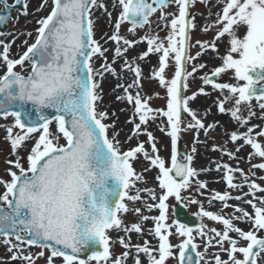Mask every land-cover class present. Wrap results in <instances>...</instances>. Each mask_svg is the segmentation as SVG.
<instances>
[{
	"label": "snow or ice",
	"instance_id": "snow-or-ice-1",
	"mask_svg": "<svg viewBox=\"0 0 264 264\" xmlns=\"http://www.w3.org/2000/svg\"><path fill=\"white\" fill-rule=\"evenodd\" d=\"M198 2L210 0H112L113 22L106 0H41L36 11L47 8L48 14L37 20L34 42L25 40L18 58L12 56L15 39H0V120L6 122L0 129L10 146L0 175V246L7 254L0 264H145L144 258L146 264H264V185L254 179L256 171H264V123H250L254 117L264 121V0H216L223 7L203 27L215 30L214 39L193 42L197 25L191 8ZM17 6L29 14L27 0H0V24ZM101 10L113 31L97 39ZM153 17L159 31L151 27ZM125 24L137 39L121 34ZM138 29H146L143 36ZM225 37L230 47L218 55L221 63L204 71L208 64L201 58L218 54ZM109 43L114 48L105 46ZM139 44L146 49L130 57ZM193 48L199 49L195 55ZM150 57L156 64L145 77L141 65ZM125 73L132 74L130 81ZM106 76L117 81L112 91L122 92L116 100L131 108L126 123L133 127L123 141L119 117L103 107ZM224 76L235 82H223ZM145 79L163 89V97L154 96L164 99V107L152 106ZM213 93L217 113L234 122L231 131L225 126L227 140L221 144L212 140L220 122H206L211 108L193 107L198 97ZM153 125L168 138L167 147L149 130ZM188 133L194 146L181 157ZM196 145L221 154L212 161L214 169L193 166ZM245 148L252 150L247 172L239 163L222 162L223 156L242 161L237 153ZM169 149L168 157L161 155ZM141 161L147 167L138 172ZM213 170L221 174L223 192L199 179ZM152 171L155 185L149 186L146 174ZM205 195L206 201L198 199ZM137 202L143 208L130 207ZM217 203L219 209L210 210ZM192 205L200 220L195 229L177 218L181 206ZM144 209L158 214L146 215ZM130 212L137 222H126ZM133 233L143 243H133ZM116 244L122 253L113 251Z\"/></svg>",
	"mask_w": 264,
	"mask_h": 264
},
{
	"label": "rangeland",
	"instance_id": "rangeland-1",
	"mask_svg": "<svg viewBox=\"0 0 264 264\" xmlns=\"http://www.w3.org/2000/svg\"><path fill=\"white\" fill-rule=\"evenodd\" d=\"M39 0L36 1V6L38 5ZM30 5V0L28 2V6ZM216 0H210L209 4H204V3H196L192 8H191V12L195 15V23L197 25V29L194 30L192 32V40L193 42H195L196 40H201V41H212L214 39L215 36V30H210L208 32H204L203 31V27L208 24L211 25L212 22L216 19V15L215 13H217L218 11H220L223 7L222 4L216 5ZM30 8V7H29ZM37 7L35 8V11L32 12L30 11V9L28 10V15L25 16L23 14H18V19L16 20V22H13L10 24L9 29L5 32V36H0V39H5L6 41H12L13 39H15V44L12 47V56L13 58H18L19 54H21L24 50H25V45H24V41L27 40L29 44L34 42L35 36H36V31L35 29L38 27L37 24V20L46 16L48 13V9H44L39 12L36 11ZM109 11L113 12V22L115 20V17L117 16V11L113 10L111 7L109 8ZM96 15H100V20L99 22L104 21V25H103V30L100 31V29L98 28V30L100 31V33L98 34V32H96V38L99 39L101 37V35H103L104 33H107L108 35L112 34V27L109 26L108 23V18L106 15L102 14V10L101 12H97ZM153 23L151 25L152 29H156V31H159V29H157L156 24L158 23V21L156 20V17L153 19ZM98 22V23H99ZM129 25L125 24L122 25L121 28V34L124 35H128L129 39H137L138 37H134L129 33H126V31L128 30ZM146 29H141L138 32V36H143L145 33ZM31 32L32 36L29 37L27 36V33ZM204 33L203 35L201 33ZM197 33V34H196ZM10 34V35H8ZM161 36H163L165 34V32L160 31L159 33ZM241 36L244 34L243 30H241V32L239 33ZM101 43H103V41H101ZM108 48H114V45L109 43L108 45H105ZM230 47V44L228 42V38L225 37L223 38L220 42H218V54L216 53H209L206 54L205 56H203L201 58L200 62H204L208 64V68L205 69L204 71H208L211 68H214L215 66H218L221 61L218 58L219 56L225 55L226 54V50L227 48ZM146 49V45L145 44H139L135 51H130L129 52V56L130 57H135V55L139 52H142ZM198 48H193L192 53L193 55H195L196 51H198ZM113 53L110 51L108 53V57L109 59H111ZM150 63L149 62H143L142 63V68L144 71V75L145 77L148 76L149 74V70L152 66H154L156 64L155 58L154 57H150ZM97 65H99V61L96 62ZM0 74H3V69L0 68ZM202 73H199L198 75H201ZM110 78L112 79V81L117 82L113 77L111 76H106V78L104 79L103 83H102V87H103V94H104V100H103V107L107 108L108 111L110 112H115L116 115L119 117V119L116 121V128L118 131H120V139L123 141L125 139V137L131 132L132 130V124L130 123H126V121L131 117L132 112H131V108L129 105H127L124 102L121 101H117L116 100V95L117 94H122V92H118V93H114L112 90L115 87L116 83L114 84V86H112L110 88V86H108V84L106 85V82L110 80ZM124 78L126 81H130L132 78V74L131 73H125L124 74ZM223 82H232L234 83V80H230V78L228 76H224L223 77ZM143 85H144V91L150 95L153 96V99L151 101L152 106L153 107H164L165 101L164 99H156L154 94L156 92H159L161 97L164 96V92L163 89H161L158 84L154 81V80H147L145 79L143 81ZM199 86V80L197 79L195 82L192 83L191 85V91H196L197 88ZM210 90V89H209ZM191 94V92L189 93ZM216 93H213L212 97H203L200 96L197 99V102L193 105V107L200 109L201 111H203L204 109H208L211 108V113L206 117V122L211 123L213 121H219L221 124V127H218L213 133H212V140H214L217 144H221V143H225L227 140V137L225 135V126L228 128L229 131L234 129V122L230 123L229 122V117L226 115H221L217 113L216 107L213 105V100H215L216 98ZM123 109V111H122ZM229 122V123H228ZM264 121H261L260 119L257 118H253L251 120V124L252 125H259L261 123H263ZM6 123L3 120H0V124ZM225 123V124H223ZM149 130L153 131L154 135L156 137L159 138V140L162 142V144L164 146H168L169 141L168 138L160 131L157 130V127L155 125H153ZM243 130V129H241ZM5 136V132L3 129H0V175L4 174V168L6 167V165L3 163L5 157L8 156L9 151H10V146L9 144L3 139V137ZM141 140L146 139V137L141 136L140 137ZM201 139H204L203 135H201ZM182 140L184 141L185 145L189 148V150L192 149V147L194 146V141H193V136L191 133L185 134L182 136ZM212 140L209 141V144L212 143ZM135 140L132 141V145L135 144ZM131 145L125 144V148L129 147ZM198 147V153L196 154V157L194 159L193 162V166L195 168H197L198 170L200 169H205V168H215V165L212 163V161H217V160H221V154L217 153V152H213L208 148H205L203 145H196ZM226 147H228L229 149L233 148L232 144H226ZM252 150L250 148H245L242 149L239 153H237V155L241 158H244L242 161H235V160H229V158L227 156H223L222 157V162H228L230 163L233 167H235L237 165V163H239V166L241 168H243L245 170V172L248 171L250 165L246 159V157L248 156V154L251 152ZM169 151H161V155L164 157H168L169 156ZM260 162L258 159H254L252 161V163H258ZM145 167H147V163L146 162H139L135 165V168L138 172L142 171ZM147 178L149 181V186H154L155 185V180H154V176H155V171H152L150 173H147ZM220 173H217L216 171H211V172H201V175L199 177V179L201 180H207L209 181V189H213L216 191H221L223 192L225 190V183L220 180ZM260 176H264V171H256V177H254V179H256V181H258V183L264 185V181L259 180ZM220 180L219 183H216L215 181ZM244 191H248L247 187H245ZM198 199L207 200V195L205 196H199ZM173 204H175V201L172 202ZM231 203H236L235 201H232ZM142 207L143 205L140 204L139 202H137L135 205L130 204V207ZM206 207L207 204L205 205ZM220 205L217 203L215 207L211 208L210 210L212 211H217L219 209ZM191 214L196 216L195 213L197 212V206L192 205L190 207H188ZM249 211H251V209L249 208ZM144 214L146 215H156L158 213L156 212H152V213H148L146 211V209H144ZM199 218V217H198ZM138 221V217L133 214V213H129L126 216V222L131 224L134 222ZM210 226H216V227H220L219 225H216L214 222H208ZM147 227H151V222H148ZM241 228H244L245 230H247L248 226L244 223H240L239 225ZM116 233H113V237H116ZM120 235H124V233H120ZM147 239L151 240V237H146ZM131 239L133 243H143V240H141L137 234L133 233L131 234ZM197 242H199V240H197ZM154 243V241H153ZM173 243H176L175 240H173ZM33 251H39V249H33ZM113 251L117 254H120L124 251V249L119 245L116 244L113 247ZM215 251V250H213ZM6 252H5V248L3 246H0V257H6ZM226 258V257H224ZM145 259V264H146V258ZM39 264H44L43 260L39 261ZM57 264H59V260L57 261ZM129 264H131V260H129Z\"/></svg>",
	"mask_w": 264,
	"mask_h": 264
},
{
	"label": "bare ground",
	"instance_id": "bare-ground-1",
	"mask_svg": "<svg viewBox=\"0 0 264 264\" xmlns=\"http://www.w3.org/2000/svg\"><path fill=\"white\" fill-rule=\"evenodd\" d=\"M35 1L36 0H31L30 11H32V12H34L35 11V8H36V5L34 4ZM106 3L109 5V8H110L111 7L112 0H106ZM98 16L100 17V15H98ZM104 23H105L104 21L99 22V29H100V31L103 30ZM115 83H117V82L112 81V79L110 78V80L106 82V85L108 84V86H110V88H111L112 86H114Z\"/></svg>",
	"mask_w": 264,
	"mask_h": 264
},
{
	"label": "water",
	"instance_id": "water-1",
	"mask_svg": "<svg viewBox=\"0 0 264 264\" xmlns=\"http://www.w3.org/2000/svg\"><path fill=\"white\" fill-rule=\"evenodd\" d=\"M180 153H186V152L181 150ZM178 219H180V221L183 222V223H188L189 226L195 225V223H196V221L193 218L188 217L186 215V213L182 212V211L180 213H178Z\"/></svg>",
	"mask_w": 264,
	"mask_h": 264
}]
</instances>
